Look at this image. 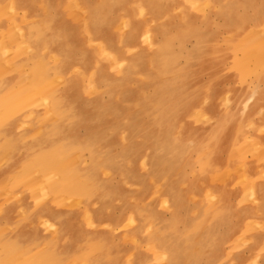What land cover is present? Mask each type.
<instances>
[{"label":"rangeland","instance_id":"obj_1","mask_svg":"<svg viewBox=\"0 0 264 264\" xmlns=\"http://www.w3.org/2000/svg\"><path fill=\"white\" fill-rule=\"evenodd\" d=\"M86 1L79 0L80 6L85 7ZM75 6L74 0H0V33L6 37L5 44L8 43L7 48L0 51V117L3 113L1 103L8 95L22 96L18 98V105L19 99L26 102L15 110L14 114L19 115L9 119L11 128L32 134L28 136L31 147L40 155H47L58 146L71 144L73 157L68 156L74 164L71 176H75L78 166L87 170L83 174L91 193L64 212L69 223L65 234L71 251L75 254L86 251L93 255L107 247L110 255L108 264H253V260L259 264L264 258V218L260 215L264 211V201L260 203L250 194L248 196L251 185L243 184L239 173L234 172L232 178H228L231 170L226 168L229 147H223L218 138L207 142L195 141L196 144L179 139L177 129L183 110L178 104L175 107L169 104L173 112L171 120L176 123L174 139L166 142L175 145L171 152L167 155L164 150H153L151 143L142 142L141 137L152 120V95L160 89L159 86L168 85L172 95L177 89L162 82L149 84L150 79L155 77L157 51L150 58L144 56L145 63L142 65L135 58V53L125 50L121 38H111L113 23L93 26L88 10H78ZM116 14H112L115 20ZM146 17H153L151 10L146 11ZM49 20L57 23L53 32L61 30L71 43L64 48L61 41L54 42L53 49L61 52V59H54L60 69H51L46 73L43 70L45 58L36 63L37 52L25 50L18 25L28 30V26L36 23L45 26ZM251 25L255 27V22ZM257 28L261 29L260 26ZM121 29L125 31V27ZM215 33L220 37L216 48L224 50L226 34L212 27L206 32H190L175 41L170 39L173 74L183 68L194 70L197 50ZM155 38L159 48L165 34L157 31ZM101 48L120 56L122 65L112 64L110 56L105 55ZM150 48L149 45L148 51ZM238 54H243L241 47ZM168 56H164L165 59ZM207 59L212 62L211 56ZM225 63L227 66L230 61ZM204 76L208 79L210 75ZM33 82L38 86L23 87ZM93 84L97 85V91H94ZM250 84L252 88L248 93L255 91L256 101L253 104L260 107L262 93L257 86L260 82ZM220 85L232 87L234 79L222 80ZM29 89L41 90L44 94L49 90V98L53 96L58 101L53 107L56 110L32 100L29 92H23ZM242 94L241 91L233 99L234 107ZM145 95L147 98H144ZM210 101L206 108L208 112L223 108L222 102ZM251 106L243 116L264 117L262 111L256 113ZM33 111L49 117L50 121L60 111H63L62 116L70 112L76 116L72 123H65L66 126L52 136L47 132L46 124L36 120ZM210 115L214 117L210 121L211 127L220 117L216 111ZM21 117L23 119L20 120ZM233 122L222 125L223 138L232 134ZM2 125L3 121H0V127ZM198 125L204 127L209 123L203 121ZM70 131L72 135L66 137L65 134ZM20 138L14 139L22 142ZM216 142L219 144V156L214 158L215 166L210 160L213 156L206 155L210 154L208 148ZM80 144L89 146L81 149ZM5 151L3 149L0 155V232L13 230L21 236V252H26V246L37 242L36 246L43 253L47 241L43 238H56L59 226L49 221L47 210L35 215L29 211L32 200L39 206L44 201L50 205L57 199L44 198L39 193L42 177L49 175L48 169L36 159L29 165L19 161L20 165L12 168L18 161H12V156L7 160ZM59 153L63 155L66 151L60 150ZM76 155H81L80 163ZM243 159L252 175L264 182V157L259 153H246ZM207 165L210 172L203 169ZM28 169L32 172L29 175L26 172ZM21 172L31 181L30 192L39 199H24V194H27L25 189H22L23 193L12 191L11 183L22 176ZM52 179L49 176V180ZM211 180H214L213 183H210ZM240 197L246 210L237 208ZM224 201H228L229 206L217 209L218 203ZM88 214L95 224L88 222ZM96 243L101 245L93 247ZM60 245L57 242L58 248ZM32 255H22L19 259L9 255L2 261L5 264H27ZM43 260L47 262L46 258ZM46 264L52 263L48 261ZM63 264L90 263L79 259Z\"/></svg>","mask_w":264,"mask_h":264},{"label":"bare ground","instance_id":"obj_2","mask_svg":"<svg viewBox=\"0 0 264 264\" xmlns=\"http://www.w3.org/2000/svg\"><path fill=\"white\" fill-rule=\"evenodd\" d=\"M74 3L76 9L88 10L93 18L90 23L93 26L99 27L104 23H113V31L110 33L111 38H121L125 50H128L129 53H135V58H138L142 65L145 63L144 56L150 58L157 51L155 77L150 79L149 84L162 82L177 89V92L172 95L168 85L163 88L159 86L160 89L152 95L150 103L152 120L141 137L142 142L151 143L153 150H164L167 155L171 152L172 147L175 145L166 142H169L168 139H174L176 123L171 120L173 117L170 115L173 112L170 110L169 104L171 107L178 104L183 110L180 127L178 126L177 129L179 139L187 143L191 141L195 143V141L207 142L213 138H218L223 147H229L227 149L226 168L231 170H229L230 175L228 178H232L234 172L239 173L240 181L245 185L247 183L251 185L248 189V196L250 194L260 203H263L264 182H261L259 177L252 175L248 163L243 158L246 153H259L261 157H264V129H262L264 128V117L256 119L252 114L245 116L243 114L247 113V108L256 101L255 91L248 93L252 88L250 82L253 83L254 81L255 83L260 82V85L257 86L262 93V98L259 100L260 107L254 104L251 107L256 113L259 111L264 113V0H99L97 3L87 0L85 7L80 6L79 0H74ZM147 10L152 11L153 17H146ZM113 13H117L116 20L115 15H112ZM251 22L252 24L255 22V27H252ZM258 26L261 29H258ZM121 27H125V31ZM210 27L226 34L225 49L216 48L215 44H217L220 37L219 34L215 33V36H212L210 40H206L197 50L198 58L194 59V70H184L183 68L179 73L173 74L174 66L173 59L170 57V39L172 41L181 39L182 36H186L190 32H206ZM56 28L57 23L54 20H49L45 26L37 23L31 27L28 26V30L18 25L19 34L24 41L23 45L26 46L25 50L37 52L36 63L45 58L43 70L45 69L46 73L51 69L55 71L60 69L54 59L60 60L61 52L53 49L54 42L61 41L64 48L67 47V43H71L61 30L53 32ZM157 31L165 34V40L159 44V48L157 46L159 42L155 38ZM0 36L1 51L7 48L8 43L6 45L4 42L6 39L4 34L0 33ZM111 38H108L109 41H111ZM149 45L151 48L148 51ZM240 47L243 51L241 56L238 54ZM101 51L110 56L112 64L122 65V62L119 61L121 60L120 56L107 49L101 48ZM166 55L169 56L165 59L164 56ZM210 56L211 61L216 62V65H212V62L207 59ZM158 57L161 59H158ZM226 60L230 61L227 66ZM47 62H49L48 65ZM201 65L202 69H200ZM101 73L105 74V71L101 70ZM204 74L210 75L208 79H205V76L203 77ZM32 75L33 73H31V77ZM184 77H187L186 81ZM229 78L234 79L232 87L220 85L222 80ZM31 86L36 87L38 84L33 82L31 85L23 87L30 88ZM92 87L94 91L98 90L96 84H93ZM167 87H169L168 91L166 90ZM241 91L243 94L240 96L237 106L234 107L232 105L233 99ZM23 92H29L32 100L37 103L47 107L51 106L49 109L56 110L53 107L58 104V101L56 102L53 96L49 98L47 95L49 90H46L45 94L37 89L24 90ZM18 98H22V96L8 95V98L1 103L3 113L0 121H3V125L0 127V155L4 149L6 150L4 156L7 160L12 156L14 158L12 161H18L13 164L12 168L18 167L22 161L29 165L34 159L40 160V163L47 167L49 175L42 177L39 193L44 198H57L55 201H51L50 205H47V201H44L43 204L38 206V203L32 200L39 198L36 197V194L34 196V193L30 192L29 184L31 181L24 172H21L22 176L17 177L15 182L11 183V189L21 193H23L22 189H25L27 194H24V199L32 200L29 213L35 215L47 210L49 221L52 224H58L59 232L56 238H43V241L47 240L44 243L46 249L43 253L36 246L37 242H32L25 247L26 252H21V236H18L13 230L0 232V264H5L2 259L6 256L12 255V258L17 256L16 258L19 259L22 255L25 257L26 254L32 255L34 251L35 254L32 255L27 264H46L48 261H51L52 264H63L79 259L90 264H108L110 255L107 247L93 255L88 254L86 251L75 254L71 251V246L65 234L69 223L64 217V212L70 206L75 207L80 198H85L91 193L88 190L89 184L83 174L87 170L78 166L75 176H71L74 165L68 160V156H72L73 151L71 144L58 146L47 155H40L31 147V138L28 136H32V134L24 130L17 132L16 129L11 128L8 122L9 119L17 117L19 114H14L15 110L20 109L21 105L26 102L19 99L20 104L18 105ZM144 98H147V95ZM186 100H188L187 103ZM210 100L222 102L223 108L208 112L206 108ZM176 109L178 110L179 107ZM214 111L220 118L215 125L210 127V121L214 119L210 114ZM62 113L63 111H60L50 121L49 117L45 118L40 112L33 111L36 120L46 124V130L52 136L59 133L65 123H72L71 120L76 116L71 112L69 115L64 113L62 116ZM232 119H235L234 122L231 121ZM203 121H207L209 125L199 126L198 122ZM230 122H233L234 130L230 136L223 138L224 133L221 134L223 132L222 125H227ZM67 127L71 128V126ZM69 135H72L71 131L65 134L66 137ZM15 137H21L22 142L14 139ZM217 142L208 148L210 154L206 155L207 157L213 156L210 160L213 161L214 165V158L219 156V144ZM88 146L80 144L81 149ZM60 150H65L67 154L61 155ZM80 156L76 155L79 163ZM209 167L207 165L203 169L210 172ZM26 172L28 175L32 173L29 169ZM49 176L54 179L49 180ZM213 181L211 180L210 183H213ZM242 197L239 199L237 208L246 210L245 203L241 202ZM61 199L62 201H59ZM227 206H229L228 201L219 202L217 209H225ZM230 209L232 208L228 210ZM260 215L264 218V211ZM87 220L91 225L95 224L89 214ZM57 242L61 244L59 248ZM95 245L101 244L96 243L93 247ZM44 258L47 262L43 260ZM241 258L244 259V257ZM253 264H255V260H253ZM259 264H264V258Z\"/></svg>","mask_w":264,"mask_h":264}]
</instances>
